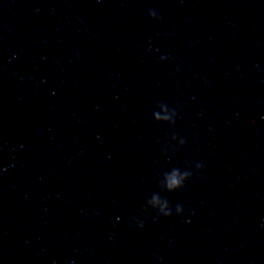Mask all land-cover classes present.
<instances>
[{
  "label": "clouds",
  "instance_id": "9594fccd",
  "mask_svg": "<svg viewBox=\"0 0 264 264\" xmlns=\"http://www.w3.org/2000/svg\"><path fill=\"white\" fill-rule=\"evenodd\" d=\"M149 15L154 18L158 19V15L154 10H149ZM166 57H161V59H165ZM202 167L201 164L197 163L196 168L200 169ZM192 172H181L179 168L172 169L171 173L166 174V186L169 191L175 190V189H182L185 185L184 181L187 179H191ZM150 203L157 204L160 203V197L158 195H153L151 198ZM168 207V201L165 200L163 202V205L161 207V211H163L164 208ZM177 211H182L183 207L181 205H177ZM165 216H170L171 212H164Z\"/></svg>",
  "mask_w": 264,
  "mask_h": 264
}]
</instances>
